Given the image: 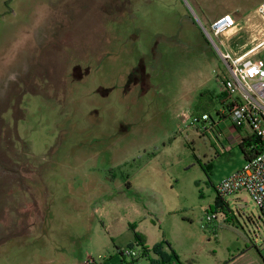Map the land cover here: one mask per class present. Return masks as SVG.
Returning a JSON list of instances; mask_svg holds the SVG:
<instances>
[{"label":"rangeland","instance_id":"1","mask_svg":"<svg viewBox=\"0 0 264 264\" xmlns=\"http://www.w3.org/2000/svg\"><path fill=\"white\" fill-rule=\"evenodd\" d=\"M261 1L0 0V264H130L119 251L141 250L136 232L182 264H215L227 214L264 256V216L245 192L204 229L244 155L179 117L221 110L196 111L228 75L202 26ZM249 25L214 42L232 56L258 48L264 18Z\"/></svg>","mask_w":264,"mask_h":264},{"label":"built area","instance_id":"2","mask_svg":"<svg viewBox=\"0 0 264 264\" xmlns=\"http://www.w3.org/2000/svg\"><path fill=\"white\" fill-rule=\"evenodd\" d=\"M258 14L264 18V2L259 6ZM237 28L238 22L232 14H225L213 21L210 32L205 28L207 38L218 50L228 69L227 77L220 82L223 97L220 99L218 118L214 119L210 113L195 116L190 109L183 111L179 117L182 124H189L202 137L215 133L221 136L217 130L221 121L230 122L236 132L226 150L232 149L234 145H245L249 154L244 156L242 169L223 179L215 190L224 199L241 192L247 193L264 216V60H254L259 57L256 51L264 49V41L258 48L241 56H232L230 52L222 51L214 38L223 37ZM258 147L262 150L254 153ZM216 219V213L207 214L203 227L208 228ZM123 251L124 256L131 259V264H141V250Z\"/></svg>","mask_w":264,"mask_h":264},{"label":"crops","instance_id":"3","mask_svg":"<svg viewBox=\"0 0 264 264\" xmlns=\"http://www.w3.org/2000/svg\"><path fill=\"white\" fill-rule=\"evenodd\" d=\"M264 2V0L261 1L259 6ZM258 7L253 12L244 13V10L241 8L236 9L233 12L234 17L237 19L238 27L240 24L243 25H249L253 22V19L255 18V14H258ZM237 13H240L241 15L238 16ZM259 15V14H258ZM239 20V21H238ZM248 28H252L251 25L248 26ZM233 31V30H232ZM264 31V30H263ZM219 133H221V136L217 133L215 134H208L210 137L215 138L218 142L224 141L225 143H228L226 147H229V145L232 143L233 138L235 136V129L230 124L228 120L221 121L219 127L217 128ZM247 132V131H245ZM221 145H223L221 143ZM224 147V146H223ZM232 149L228 150L231 151ZM245 159V157H244ZM242 193L235 194V196L239 197ZM248 198H237L235 200V203L238 204V206L244 207L242 204L247 202ZM228 210L230 212V209H224V211ZM235 215H226V222H232L230 224L231 227L229 229L231 230L233 236L230 237V245L225 246V249L228 251V254L224 256L222 260L217 261L215 264H264V256L262 252L254 251L251 248L252 241L250 237L247 235L246 232H240L238 228L235 227ZM236 222V221H235ZM224 226V225H223ZM222 226V227H223ZM217 227V226H215ZM226 227V226H225ZM206 229V228H204ZM213 233L216 234L217 230L213 229Z\"/></svg>","mask_w":264,"mask_h":264},{"label":"trees","instance_id":"4","mask_svg":"<svg viewBox=\"0 0 264 264\" xmlns=\"http://www.w3.org/2000/svg\"><path fill=\"white\" fill-rule=\"evenodd\" d=\"M143 63L144 62H142L140 64V66L137 69H135L134 72L131 74L130 81H129L131 84H135L138 82V78H137L138 73H139V77H141V76L147 77L145 65ZM222 97H223V94L216 95V94H213L209 90H204L203 92H201V94L199 96V101H198L197 106H196V111H206L207 109L210 108L212 103H214V102L217 103ZM203 113H206V112H201L199 114L193 113V114L195 116H197V115H201ZM240 148L243 152V155L248 156L249 151L247 149V146L241 145ZM261 150L262 149L258 147V149H256L253 152L259 153ZM228 205L229 204L226 202V200L217 194L214 207L211 209V213H217L218 211H224L225 208H228ZM133 229L135 230V228H133ZM135 237H136V247L141 248V258L147 260L149 264H171V263L172 264H182L179 256L175 253V251L172 249V247L169 243L166 242V244L171 249V256H169L165 252L164 246L162 244L156 245L153 249H150L147 246L145 238L142 235H140L139 233L136 232ZM129 249H135V248H129ZM119 252L121 253V255L124 258L125 257L124 251L122 250ZM153 255L155 256V258L152 257Z\"/></svg>","mask_w":264,"mask_h":264},{"label":"water","instance_id":"5","mask_svg":"<svg viewBox=\"0 0 264 264\" xmlns=\"http://www.w3.org/2000/svg\"><path fill=\"white\" fill-rule=\"evenodd\" d=\"M196 17V16H195ZM196 20H197V22L201 25V23L199 22V20L197 19V17H196ZM202 26V25H201ZM202 29H203V31H204V33H205V28L202 26ZM205 35H206V33H205Z\"/></svg>","mask_w":264,"mask_h":264},{"label":"bare ground","instance_id":"6","mask_svg":"<svg viewBox=\"0 0 264 264\" xmlns=\"http://www.w3.org/2000/svg\"><path fill=\"white\" fill-rule=\"evenodd\" d=\"M232 32V31H231Z\"/></svg>","mask_w":264,"mask_h":264}]
</instances>
